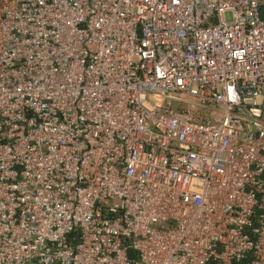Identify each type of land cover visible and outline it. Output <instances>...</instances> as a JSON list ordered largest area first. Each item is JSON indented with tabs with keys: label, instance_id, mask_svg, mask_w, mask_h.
<instances>
[{
	"label": "built area",
	"instance_id": "2783aa9c",
	"mask_svg": "<svg viewBox=\"0 0 264 264\" xmlns=\"http://www.w3.org/2000/svg\"><path fill=\"white\" fill-rule=\"evenodd\" d=\"M0 264H264V0H0Z\"/></svg>",
	"mask_w": 264,
	"mask_h": 264
}]
</instances>
